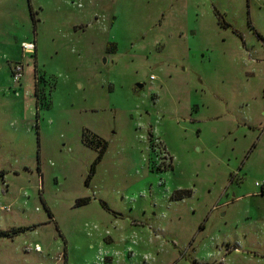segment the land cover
Wrapping results in <instances>:
<instances>
[{
  "label": "rangeland",
  "instance_id": "obj_1",
  "mask_svg": "<svg viewBox=\"0 0 264 264\" xmlns=\"http://www.w3.org/2000/svg\"><path fill=\"white\" fill-rule=\"evenodd\" d=\"M262 179L264 0H0V264H264Z\"/></svg>",
  "mask_w": 264,
  "mask_h": 264
},
{
  "label": "trees",
  "instance_id": "obj_2",
  "mask_svg": "<svg viewBox=\"0 0 264 264\" xmlns=\"http://www.w3.org/2000/svg\"><path fill=\"white\" fill-rule=\"evenodd\" d=\"M108 148V142L107 141H103L102 145L99 147V151H98V155L97 157L94 159V161L92 162L91 168H90V172L85 180V184L89 185L90 181L92 180V178L94 177L96 171H97V167L98 164L102 161L103 156L105 155L106 151ZM189 190H177L175 191L174 194H179V198H184V196L188 193ZM92 199L90 197H84V198H79L76 201V205L77 206H82L85 204L90 203ZM101 204L103 205L104 208L110 210L109 205L107 204V202L105 201H101ZM113 213H116L115 211H113ZM136 224V223H135ZM18 232V229H15L14 231H1L0 235H4V236H11L13 234H16Z\"/></svg>",
  "mask_w": 264,
  "mask_h": 264
},
{
  "label": "crops",
  "instance_id": "obj_3",
  "mask_svg": "<svg viewBox=\"0 0 264 264\" xmlns=\"http://www.w3.org/2000/svg\"><path fill=\"white\" fill-rule=\"evenodd\" d=\"M258 191H259V189H258ZM257 191V192H258ZM257 192H254V194H252V192H247L246 194H242V195H240L238 198L239 199H245V198H251V196H258V195H260L261 197H259V198H264V194H257ZM257 194V195H256ZM236 198V197H235ZM257 198V197H256ZM260 199V200H261ZM231 200H227V201H225V202H223L221 205L222 206H228L229 205V202H230ZM215 204H217V203H215ZM214 204V205H215ZM218 208V207H217ZM216 208V209H217ZM215 209V206H213L212 207V209L211 210H208L207 212H206V215H205V220L204 221H202L201 222V225H202V227H203V229H206V227H207V221H208V219H210L212 216H213V211L214 210H216ZM220 214H221V216H227L228 215V212L227 211H225V210H222L221 212H220ZM253 214H251V212L249 211V216L247 217V219H248V221H251L252 219H253ZM227 242V244H231V242L228 240V241H226ZM234 247L236 248V249H239L240 248V246L236 243V242H234Z\"/></svg>",
  "mask_w": 264,
  "mask_h": 264
},
{
  "label": "built area",
  "instance_id": "obj_4",
  "mask_svg": "<svg viewBox=\"0 0 264 264\" xmlns=\"http://www.w3.org/2000/svg\"><path fill=\"white\" fill-rule=\"evenodd\" d=\"M32 46L34 48V45H32ZM24 49L27 52H30L28 50V48L26 47V45H24ZM23 76H24V66H23V64H19V63L13 64V80H14V82L21 81ZM255 185L259 189L260 192L264 191V179L255 181ZM217 207L218 206H215V208H217Z\"/></svg>",
  "mask_w": 264,
  "mask_h": 264
},
{
  "label": "bare ground",
  "instance_id": "obj_5",
  "mask_svg": "<svg viewBox=\"0 0 264 264\" xmlns=\"http://www.w3.org/2000/svg\"><path fill=\"white\" fill-rule=\"evenodd\" d=\"M26 47L28 48V50H30V49H33V48H32V47H30L29 45H27Z\"/></svg>",
  "mask_w": 264,
  "mask_h": 264
},
{
  "label": "water",
  "instance_id": "obj_6",
  "mask_svg": "<svg viewBox=\"0 0 264 264\" xmlns=\"http://www.w3.org/2000/svg\"><path fill=\"white\" fill-rule=\"evenodd\" d=\"M140 86H142V85H140Z\"/></svg>",
  "mask_w": 264,
  "mask_h": 264
}]
</instances>
